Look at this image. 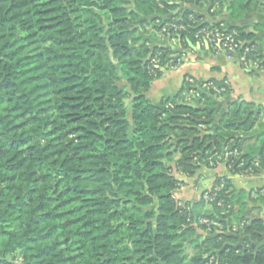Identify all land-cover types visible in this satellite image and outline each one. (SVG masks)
<instances>
[{"label": "trees", "instance_id": "16d2710c", "mask_svg": "<svg viewBox=\"0 0 264 264\" xmlns=\"http://www.w3.org/2000/svg\"><path fill=\"white\" fill-rule=\"evenodd\" d=\"M203 5L239 18L251 0H0V264H264V187L217 177L195 202L173 196V168H263L264 106L214 80L147 97L175 54L147 26L186 45L221 25L264 67L255 35L204 22Z\"/></svg>", "mask_w": 264, "mask_h": 264}, {"label": "crops", "instance_id": "0c3cea01", "mask_svg": "<svg viewBox=\"0 0 264 264\" xmlns=\"http://www.w3.org/2000/svg\"><path fill=\"white\" fill-rule=\"evenodd\" d=\"M191 9L204 22H221L227 27H244L255 35L258 51L264 62V0H251V8L242 17H231L224 8L221 12H210L206 6H191ZM165 46L175 54L171 67L164 70L161 77L152 81L147 97L158 103L165 97L175 96L187 78L196 83L207 81H225L232 92L228 99L241 97L247 102L264 106V68L249 65L242 67L237 61L227 58L222 52H213L206 44L187 41L182 45L178 40H167ZM177 179L183 182L180 188L173 191V196L182 201L195 202L204 191L211 189L215 178H227L236 190H253L264 187V167L257 173L230 174L223 163L214 167L200 165L191 176L177 173ZM264 242V237H263Z\"/></svg>", "mask_w": 264, "mask_h": 264}, {"label": "built area", "instance_id": "2783aa9c", "mask_svg": "<svg viewBox=\"0 0 264 264\" xmlns=\"http://www.w3.org/2000/svg\"><path fill=\"white\" fill-rule=\"evenodd\" d=\"M189 22L190 23H181V24H170V29L173 30V32L178 33L180 31H186L190 27L189 24H196V20L193 18L192 15H189ZM199 26L194 32H193V38L196 42L201 44H206L213 52H222L224 53L227 58L231 60L237 61L242 67L248 68L249 65H255L257 68H264L262 65H260V62L258 59H250L246 57V54L251 51V49H254V46L249 47H243L241 40L238 37V33L234 30L226 29L223 26H204L201 25V23H198L195 27ZM165 29L162 30L164 32ZM175 38H171L173 40ZM176 40V39H175ZM155 61V60H154ZM186 82L190 85L193 84V80L190 78L186 79ZM206 85H211V83L203 84L201 87L204 88ZM214 87V86H213ZM214 89L217 92H220L219 89L214 87ZM189 96L193 94V91L191 90L189 93H187ZM237 156L238 152L234 151H227L224 153V157H228L229 155ZM212 165V162L210 163ZM224 164V163H223ZM225 165V164H224ZM204 199L206 201L211 200L207 194L204 196ZM182 205V203H180ZM199 224H205L207 226L213 224V222L209 221L206 218L200 217L198 218ZM219 228L222 226L220 224L217 225ZM213 259V257H210V261Z\"/></svg>", "mask_w": 264, "mask_h": 264}, {"label": "rangeland", "instance_id": "374dc122", "mask_svg": "<svg viewBox=\"0 0 264 264\" xmlns=\"http://www.w3.org/2000/svg\"><path fill=\"white\" fill-rule=\"evenodd\" d=\"M178 9L175 10V11H171L169 15H171L174 12H177ZM144 32H145V36H144L145 39L148 42H150L152 45H160V43H162V44L164 43L165 44V42L169 39V35H168V33H166L167 31H165L164 33H159V31H155V29L152 28V26L151 27L150 26H147V29ZM153 34H154V36H152ZM173 41H175V39H173ZM30 65H32V64H30ZM168 69H166V70H168ZM186 95H188V94H186ZM186 99H188V97ZM171 165L173 166V164H171ZM173 174L176 175L174 173V168H173ZM176 176H178V175H176ZM221 205H222V200L218 202L217 206L218 207H222ZM259 213H260V210H259L258 204H253V203H249L248 204V208L246 210V215H257ZM221 214L223 215V214H225V212H222ZM211 222H213V224L211 226H209L210 229H208V230L198 229V232L200 234H202L203 236H208V235H210V234H212L214 232H219L221 228H218V226H216V225H218V221H213L212 220ZM213 228H215V229L217 228V229L214 230ZM18 257L19 256L17 255V258Z\"/></svg>", "mask_w": 264, "mask_h": 264}]
</instances>
